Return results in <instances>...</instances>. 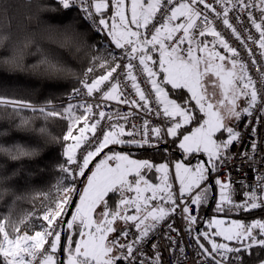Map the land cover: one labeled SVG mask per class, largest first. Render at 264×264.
<instances>
[{
  "label": "snow or ice",
  "instance_id": "obj_1",
  "mask_svg": "<svg viewBox=\"0 0 264 264\" xmlns=\"http://www.w3.org/2000/svg\"><path fill=\"white\" fill-rule=\"evenodd\" d=\"M74 2L75 0H59L64 9L72 7ZM215 2L223 6V25L231 29L232 35L240 40L239 33L229 21L230 9L226 6L231 3L234 8L236 4L232 3V0ZM237 3L242 9L255 7L259 10L262 23H257L251 12L248 13V19L259 33V39L255 43L262 50L260 55L264 56V0H258L255 4H245L243 0H237ZM81 5L88 19L93 18V10L100 16L105 10L111 9V17L105 19L101 16L99 25L102 26V31L107 32L115 48L123 50V56L128 60L126 64L122 60L117 63L116 56L110 53L113 56L112 61L105 60L99 64V67L104 69L102 74L96 76L90 83L86 79L81 81L86 94L92 96L94 93H102L101 98L104 100H115L151 112L149 94L141 89L137 76L134 75L133 61L138 60L142 72L146 74L147 83L151 85L156 104L162 106L156 114L159 115L162 110L163 115L172 120L171 126L167 128V135L171 137L183 135L179 147L185 154L203 152L208 157L207 161L199 162L195 166H187L180 162L175 164V181L179 184L180 202L183 203L184 197L187 196L191 204L201 205L212 191L204 186L209 181L210 173L219 171V167L228 159L227 150L240 136L238 131L225 123L226 116L240 119L241 111L237 110L239 107L237 101L243 97L248 107L243 108L242 112L250 116L252 110L256 109L261 113V118H264V94L256 88L248 67L239 59L237 50L216 30L213 21L204 11L215 9L206 0H130V6L126 0H91L87 6L85 0H81ZM220 18V14L217 13V19ZM150 27L154 30L148 38L141 29L147 32ZM178 33L182 34L178 36ZM206 36L213 37L212 47H209L208 41L198 38ZM248 39L254 38L249 36ZM185 43L188 45L186 49L181 47ZM241 43L243 44L242 40ZM217 44L229 55L217 51L215 47ZM151 53H158L159 60L154 61ZM251 55L249 52V56ZM252 63L255 64L256 61L253 59ZM120 69L123 71H118ZM93 71L92 67L88 68L85 76ZM121 76L125 82H131L138 100H121V96L124 95L121 90ZM261 76L264 78V73H261ZM205 78H209L207 82ZM206 83H211L214 89L211 94ZM167 85H171L172 89H186L190 98L184 103L191 105L194 101L195 105L185 107L170 99L169 92L165 90ZM217 88L220 92L219 98H215ZM75 91L77 94L80 92L79 89ZM0 105H12L15 109H31L45 117L65 118L69 124L63 140L72 141L64 149L66 162L59 166L60 172L64 175L57 181L55 196L49 193L42 194L48 203L42 205V215L37 217V222L32 223V216L35 213H29L19 223H13L7 218L0 220V264H117L121 260L135 259L134 245L148 237L156 224L175 212L178 207L167 164L153 165L146 160H133L129 155L114 152L109 147L125 143L140 146L149 144L147 121H144L141 141L125 140L122 137H134L136 131H126L124 125L119 123H110L105 130L101 121L104 119L127 121L128 115L121 116L119 113L113 115L100 111L99 119H96L97 114L93 112L91 104H69L63 113L43 107L36 109L29 102L3 97H0ZM77 107L83 109L80 115L75 114ZM196 109L203 116L198 115ZM192 123H198L199 126L194 127L188 134L180 132L185 125ZM133 128L135 129V125ZM222 129L228 136L226 140L218 143L214 136ZM151 134L159 138L160 128H152ZM252 147L255 150L256 145L253 144ZM105 149L111 154L105 153ZM0 152L10 155L12 160L31 155L21 145H15L14 148L0 146ZM100 156L103 158L95 163L94 169L90 168ZM73 165L75 168L71 167ZM153 167L161 174L160 182L157 184L150 183L142 174V169ZM80 177H86L82 191L77 186L78 183H84L78 179ZM215 184L220 190L218 211H224L225 206H228L229 210L236 208L244 211L264 208V173H260L255 185H249L251 190L244 193L245 200L240 204H236L232 199L230 183H224L217 178ZM117 192L120 199L113 210L106 198L110 193ZM127 193L134 195L129 196ZM74 196L79 197L78 203L73 200ZM161 201L167 203L169 207L161 206ZM73 204L75 211L71 212L70 219L65 220V214L71 211L69 206ZM129 208H134V215L126 214ZM183 213L189 224L196 222L197 218L190 214L187 205L183 207ZM121 220L125 225L134 222L133 226L139 232V235L126 245L120 244L118 237H110V234L115 232H119L125 238L131 235L130 231L116 226ZM25 223L31 225L33 229L31 234L28 231L23 233L20 231V226ZM65 224L66 228L63 227ZM208 227L213 231L211 233L205 231L200 235L211 245V251L209 252L199 241L197 243L204 249L205 254L213 259L215 258L213 254L219 253L228 264H232V258L227 254L241 252V248H232L227 243H217L212 239L213 236L222 237L225 241H249L244 248H251L257 244L264 247V239H257L254 235V230L258 229L259 234L264 236V222L260 220L246 225L237 221L226 224L224 220L213 219ZM72 232H76L79 239H76ZM62 233L67 237L66 246ZM125 248L124 256L116 255L118 250ZM58 249L59 254L66 256V259H58ZM208 264H212V261L210 260ZM215 264H222V261L215 260Z\"/></svg>",
  "mask_w": 264,
  "mask_h": 264
},
{
  "label": "trees",
  "instance_id": "obj_2",
  "mask_svg": "<svg viewBox=\"0 0 264 264\" xmlns=\"http://www.w3.org/2000/svg\"><path fill=\"white\" fill-rule=\"evenodd\" d=\"M105 38L93 33L78 11L63 10L59 0H0V97L32 105L63 101L83 73L93 68L97 55L105 46ZM165 90L177 101V90L169 86ZM67 131V123L60 116L45 117L31 109L0 105V146L21 145L31 153L12 160L10 155L0 152V220L7 218L19 223L29 213H35L32 220L37 222V217L42 215V205L48 203L42 194L54 197L57 181L64 175L59 166L66 162L63 155L66 145L72 143L63 140ZM180 136L169 144L171 157L179 154L174 142ZM131 149L134 150L126 152L138 158L150 154L152 163L167 159L168 152L157 147ZM116 197L117 193H110L106 198L108 205L112 206ZM211 197L210 191L198 206V225L205 223V210L207 216L218 213L214 209V193L212 200ZM219 213L264 222V208ZM20 231L32 232L33 229L25 223ZM199 239L206 246L203 236ZM229 256L238 259L237 264H256L264 259V247L257 244L249 253L233 252Z\"/></svg>",
  "mask_w": 264,
  "mask_h": 264
},
{
  "label": "built area",
  "instance_id": "obj_3",
  "mask_svg": "<svg viewBox=\"0 0 264 264\" xmlns=\"http://www.w3.org/2000/svg\"><path fill=\"white\" fill-rule=\"evenodd\" d=\"M206 2L212 4L215 11H208L204 9L210 20L213 21V26L221 35L226 39L229 45L237 50L239 53V59H241L248 67L249 75L251 76L254 84L262 94H264V78H262L261 73H264V56H261V49L258 44L255 43L259 39V33L252 26L248 19V13H253V17L256 19L257 23H262L260 20V12L257 8L251 7L248 9H242L237 0H232V3L236 4V7H232V4H227L226 6L230 9L228 18L233 27L237 30L240 35V40H237L235 36L232 35L231 29L225 28L222 22L223 6L217 4L215 0H206ZM91 0H85V5H90ZM245 4H255L256 0H243ZM63 10L75 9L80 14L84 23L88 28L95 34L102 35L108 38V43L112 47L113 53L117 58V63L121 60L123 63H128L126 57L123 56L122 49H116L115 45L111 42V38L107 36L105 31L101 30L99 25V19L101 16L95 14L93 10V18L88 19L87 13L82 10L81 0H75L74 5L69 9H64L59 3ZM203 8V6H200ZM217 13L220 14L221 18L217 19ZM239 18V19H237ZM154 29L149 28L147 32L141 29L148 38H150L151 31ZM178 33L177 35H181ZM252 36L254 39H248ZM243 41V44L241 43ZM184 45L181 47L183 48ZM249 52L252 53L249 56ZM256 63L253 64L252 60ZM134 64V75L137 76V82L140 84L142 90L149 94L151 112L146 109H141L137 107H131L129 104L119 103L115 100H104L102 99V93H94L92 96L86 94V89L83 88L81 84L82 80H87L89 83L90 73L85 76L87 70L83 73V76L78 81L76 87L70 91V93L65 97V99L59 103H51L46 105H32L34 108L39 109L41 107L45 109H58V112L63 113L64 109L68 107L69 104L80 105V104H91L93 105V112L96 113V119H99L98 113L104 111L107 114L119 113L121 116L128 115V120L123 119L109 121L104 119L101 124L104 125L105 130H107L110 123H119L124 125L126 131H136L134 137H122L125 140L135 139L141 141L143 139V125L144 121L148 122L149 130V144H144L143 146L136 144H117L110 145L115 147H126V148H143V147H158L160 145L169 146L172 137L167 135V128L171 126V118L165 117L162 110L160 114L157 115V110L162 109V106L157 105L155 101V95L151 92V85L147 83L146 74L142 72L141 66H139L138 60L133 61ZM118 71H123L120 69ZM115 75V74H114ZM121 79V90L124 93L121 96V100L127 99L129 101L139 98L136 96L134 90L131 87V82H125L123 76ZM126 85V86H125ZM79 89L80 92L77 94L75 90ZM107 91V88L104 89ZM12 106V105H11ZM83 112L82 108H76L75 114L80 115ZM67 126L69 121L63 118ZM178 119V118H177ZM135 125V129L133 126ZM158 127L161 130V135L156 138L151 134V129ZM234 130L240 133V136L233 145L227 150L228 159L219 167V171H212L210 173L209 181L204 185L208 187L210 183L214 186L215 198L219 201V186L215 184V180L218 178L224 183H230V191L232 199L236 204L243 203L245 200L244 193L250 191L249 185H255L257 183L260 173H264V118H261V113L256 109L252 110V115L243 114L240 119L235 123ZM255 130V131H254ZM91 134H89L90 136ZM255 144L256 148L253 150L252 145ZM168 156L170 157V150H166ZM80 150H78V155ZM207 161V160H206ZM75 168V166H71ZM79 180L82 177L78 178ZM79 183L77 184V186ZM195 194V193H193ZM177 196V204L175 212L170 213L164 220L156 224L148 237L144 238L143 241L134 245L133 255L135 259L121 260L117 264H208L210 261L207 259L201 250L198 248L194 235L196 222L189 224L188 220L185 219V214L183 213V207L187 205L192 216L198 217V206L191 204L187 196L184 197L183 203L179 200V191H175ZM229 210L228 206H225ZM231 212L242 211L232 208L229 210ZM66 215V214H65ZM171 226V227H170ZM126 231H130L131 235L127 238L122 236L120 233L116 235L119 238L120 244H127L134 240L139 232L134 228H124ZM174 229V230H173ZM22 233L24 231H21ZM32 232H29L31 234ZM200 234H198V237ZM155 245V247H153ZM206 248L211 251V245L208 244L206 240ZM183 250V251H181ZM119 256H124L126 254V248L123 250H118ZM228 255V254H227ZM216 260H221L222 264H228V261L220 256L219 253L213 254ZM228 257H230L228 255ZM231 258V257H230ZM238 259H232V264H237ZM212 264H215L212 262Z\"/></svg>",
  "mask_w": 264,
  "mask_h": 264
},
{
  "label": "rangeland",
  "instance_id": "obj_4",
  "mask_svg": "<svg viewBox=\"0 0 264 264\" xmlns=\"http://www.w3.org/2000/svg\"><path fill=\"white\" fill-rule=\"evenodd\" d=\"M206 37H208L209 47H212L211 41L213 40V37H211V36H206ZM215 47H216V50L219 51L221 54L226 55V56L229 55L218 44ZM151 55H153L154 61H158L159 60V57H158V55L156 53H151ZM225 63L227 64V61H225ZM228 66L230 67V65H228ZM156 70L158 71V63L156 64ZM160 78L161 77H158V79H160ZM208 79L209 78H205L206 82L208 81ZM167 86H169L171 88V85H167ZM206 86H207L208 92L211 94L214 91L211 83H206ZM173 90H177L178 91V93H177V96H178L177 103H180V104H182L185 107H189V106H194L195 105L194 101L191 102V105H187V104L184 103L185 100L190 98V94L187 92L186 89H173ZM215 91H216V97L215 98H219L220 97L219 89L217 88V89H215ZM169 98L173 99L170 96H169ZM213 102H214V100H213ZM237 103L239 105L237 110L241 111V116H242L244 114L242 112V109L245 108V107H248V105H247V103L245 101V98H243V97H241V99L238 100ZM196 113L198 115H200V116H203L202 113H199L198 109H196ZM238 120L239 119H236L235 117H230L229 118V117L226 116L225 123L229 127H232L234 129V125H235V123ZM198 126H199L198 123H192L190 125H185L184 128H182L180 130V132L185 131L184 134H188V133H190L192 131V129L194 127H198ZM227 136H228L227 132L222 129L220 132H217L215 134L214 139H216L217 142L219 143V142H221L223 140H226ZM174 138H176V137H172V139H174ZM182 138H183V135L178 137L175 140V142L173 141L176 144V147L178 148V151H179L178 156H173V157L170 156L169 157L168 153H167V155H166L167 159L166 160L156 161L155 163H152L150 161V159H149V155L150 154L148 156L144 157V158H138V157H136V156H134V155H132L131 153H128V152H122V151H118V150H115V149H112V151H114V152H122L124 154H127L133 160H138V161H145L146 160V161H148L149 163H151L153 165L167 164L169 166V177H170V182H172V184H173V189L175 191L176 190L179 191V184H178V182L175 181V164L177 162H180V163H184L187 166H195L197 163L202 162V161H206L208 159L207 155L205 153H203V152H194V153H191V154H185L184 151L179 147V143H180V140H182ZM105 153H108V151H106ZM108 154H111V153H108ZM179 155H180V157H179ZM157 156H159V155H157ZM101 158H103V156H101ZM94 167H95V163H93L91 168L94 169ZM88 174H90V172ZM142 174L145 176L146 179L149 180L150 183L157 184V183L160 182L159 181V177H160L161 174L156 172L155 167H153L151 169H142ZM83 181H84V183H82L81 188H80L81 191H82V189L84 187V184L86 183V177L84 178ZM127 195L132 196V195H134V193H127ZM145 195H150V193H145ZM119 199H120V194L117 192V197L114 200L115 202L113 203L112 206L109 205V207L114 210L116 204L119 202ZM78 202H79V197H78L76 203H78ZM218 202L219 201L217 200V198H214V209H216V210H217ZM160 203H161V206H164L166 208L169 207V205L167 203H165L164 201H161ZM74 211H75V205H74V207H73L71 212H74ZM224 211H229V210L224 208ZM224 211H222V212H224ZM98 212H99V209H98ZM217 212H218L217 214L211 215V216H207V214H206V220H205V223H204V228L201 230L200 233H203L205 231L211 233L213 231V229H209V227H208L209 223L213 219L224 220L226 222V224H230L232 221H237V222H240V223H244L246 225H250L254 221L259 220V219H256V218H253V219H251L249 221L248 220H243L241 218H231V217L222 215V213H219L221 211L217 210ZM126 214L134 215L135 214L134 208L127 209V213ZM70 218H71V213H70L69 219ZM260 221H262V220H260ZM133 223L134 222H128V225H125L124 221L121 220V221H118L116 223V226L120 227V228H127V227L131 228L132 227V228L135 229V227L133 226ZM77 231H78V229H77ZM118 233L119 232L112 233V234H110V237H116V235ZM71 234L76 239H79V236L76 234V232H72ZM254 235H256L257 239H264V236H261L259 234V230L258 229L254 230ZM212 239L216 240L217 243H227L232 248H241V251H244L245 253H249V251H250V248H244V245L249 243V241H238V240L225 241L222 237H215V236H213ZM66 243H67V237H66V241H65V246H66ZM116 255L117 256L120 255L118 251L116 252ZM228 255H229V253H228ZM64 259H66V256H64Z\"/></svg>",
  "mask_w": 264,
  "mask_h": 264
},
{
  "label": "water",
  "instance_id": "obj_5",
  "mask_svg": "<svg viewBox=\"0 0 264 264\" xmlns=\"http://www.w3.org/2000/svg\"><path fill=\"white\" fill-rule=\"evenodd\" d=\"M110 148H111V149L118 150V151H122V152L133 151V150H134V149H131V148H126V147H115V146H110ZM157 148H158V149H164V150H170V146H166V145H160V146H158ZM136 150H143V149H136ZM106 151H108V150L105 149V152H106ZM100 157H101V156H100ZM100 157L96 158L95 161H96L97 159H99ZM179 157H180V155H179ZM95 161H94V162H95ZM94 162H93V163H94ZM92 165H93V164L90 165V168L92 167ZM84 178H85V177H82L81 180H84ZM81 185H82V183H79L78 187L81 188ZM208 188H210V189L212 190V191H211V192H212L211 200H212V199H213V193H214V186H213V184L210 183V184L208 185ZM77 198H78V196H74V197H73V200L76 202ZM74 205H75V204L69 206V208L71 209V211H72ZM71 211H70L69 213H66V215H65V220L69 219V216H70ZM206 214H207V210H205V212H204V216H206ZM63 227L66 228V224H65ZM194 230H195V233H196V234L194 235V240H195V242H196L198 248L201 250V252L204 254V256H205L207 259H209V260H211L212 262L215 263V260H216V259H215V258L213 259V257H210V256L206 255L204 249L200 248V244L197 243V241H199L200 243H202L201 240H200L199 237H198V234H200V232H201V226L196 225L195 228H194ZM62 237H63V241H64V244H65V241H66V235H64V234L62 233ZM202 244H203V243H202ZM204 246H205V245H204ZM205 248H206V246H205ZM206 249H207V248H206ZM207 250H208V249H207ZM59 253H60V250L58 249V259H64V256H63V255H60ZM256 264H264V259L261 260V261H259V262L256 263Z\"/></svg>",
  "mask_w": 264,
  "mask_h": 264
},
{
  "label": "crops",
  "instance_id": "obj_6",
  "mask_svg": "<svg viewBox=\"0 0 264 264\" xmlns=\"http://www.w3.org/2000/svg\"><path fill=\"white\" fill-rule=\"evenodd\" d=\"M126 3H128L129 6H130V0H126ZM111 15H112V11H111V9H109V10H105L100 16H102V17L105 18V19H109V18L111 17ZM129 16H130V13H129ZM109 22H110V21H109ZM105 32H106V31H105ZM106 34H107V32H106ZM107 36H108V35H107ZM108 37H109V36H108ZM201 38H202V39H201ZM203 38H204L206 41H208V37H199V39H201V40H204ZM105 40H106V42H105V46H103V47L101 48L99 54L97 55V57H96V59H95L94 66H93L94 71H93L92 73H90V77H89L90 80L94 79L96 76H98V75H100V74L103 73L104 69H101V68L99 67V64H100V63H103L105 60L111 62L112 59H113V56L110 55V53L113 54L112 48L109 46V44L107 45V43H108V38L106 37ZM187 46H188L187 43H185L184 46H183V48L186 49ZM156 54L158 55V53H156ZM158 57H159V55H158ZM34 220H36V219H34ZM34 220H32V223H33V224L35 223ZM131 228H132V227H131Z\"/></svg>",
  "mask_w": 264,
  "mask_h": 264
},
{
  "label": "flooded vegetation",
  "instance_id": "obj_7",
  "mask_svg": "<svg viewBox=\"0 0 264 264\" xmlns=\"http://www.w3.org/2000/svg\"><path fill=\"white\" fill-rule=\"evenodd\" d=\"M196 225H198V223ZM199 226H201V230H202L204 228V223Z\"/></svg>",
  "mask_w": 264,
  "mask_h": 264
}]
</instances>
